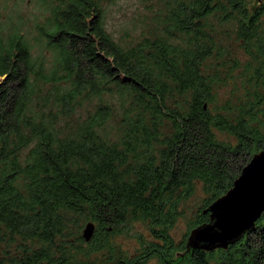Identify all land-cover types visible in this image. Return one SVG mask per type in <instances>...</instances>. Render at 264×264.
Returning a JSON list of instances; mask_svg holds the SVG:
<instances>
[{
    "label": "trees",
    "instance_id": "obj_1",
    "mask_svg": "<svg viewBox=\"0 0 264 264\" xmlns=\"http://www.w3.org/2000/svg\"><path fill=\"white\" fill-rule=\"evenodd\" d=\"M114 1L55 0L32 43L19 28L0 35V264H99L92 256L135 224L150 236L137 235L141 251L103 264L179 253V264H264V212L226 250L185 240L264 151V89L217 94L229 36L261 74L264 0H155L146 33L122 42L105 28ZM197 185L201 207L177 243L170 230Z\"/></svg>",
    "mask_w": 264,
    "mask_h": 264
},
{
    "label": "rangeland",
    "instance_id": "obj_2",
    "mask_svg": "<svg viewBox=\"0 0 264 264\" xmlns=\"http://www.w3.org/2000/svg\"><path fill=\"white\" fill-rule=\"evenodd\" d=\"M54 1L0 0V35L3 36L10 31L12 32L15 28H19L25 34V39L32 43L37 35V25L44 22L49 12L48 9L54 5ZM256 4L257 1L252 3L251 0L248 5L251 9L256 7ZM154 5L155 0H115L109 5L105 4L106 17L104 21L106 31L118 42L138 40L143 32L146 33L145 30L152 25L153 11L156 10ZM225 33L229 34L230 31L226 28ZM222 48L225 51L228 50V55L223 58L224 62H220L224 68L221 67L218 70L221 81V85L218 86L217 90L219 101L234 99L236 96L239 98L244 97L247 92H251L255 88L256 82L259 83V88L264 89V66L261 74L257 76L254 73V68L257 67L254 53L251 54L237 39L230 36L222 40ZM255 79L257 80L255 81ZM90 111L89 106H84L75 114L73 120L83 119ZM107 127L110 134L115 137L117 122H110ZM203 198L202 188L197 185L195 194L179 205L180 215L170 230V235L175 242L180 243L186 236L188 226L201 207ZM138 234L144 239H150L145 226L135 224L128 233L125 230H120L113 236L111 249L105 252V257H102V254H96L91 259L97 258V262L103 264L102 260L106 259V256L111 257L112 261L115 262L125 258H133L135 253L141 251L140 242L137 238ZM185 254H177L172 264H179L180 259ZM140 264H157V260L150 257Z\"/></svg>",
    "mask_w": 264,
    "mask_h": 264
},
{
    "label": "water",
    "instance_id": "obj_3",
    "mask_svg": "<svg viewBox=\"0 0 264 264\" xmlns=\"http://www.w3.org/2000/svg\"><path fill=\"white\" fill-rule=\"evenodd\" d=\"M264 212V151L255 154L241 170L232 188L215 200L205 211L208 223L189 232L186 247L192 251L226 250L237 243ZM94 225L88 223L82 231L88 243Z\"/></svg>",
    "mask_w": 264,
    "mask_h": 264
}]
</instances>
